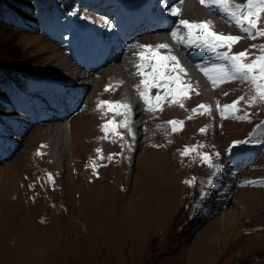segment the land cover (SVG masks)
<instances>
[{"label":"rangeland","instance_id":"obj_1","mask_svg":"<svg viewBox=\"0 0 264 264\" xmlns=\"http://www.w3.org/2000/svg\"><path fill=\"white\" fill-rule=\"evenodd\" d=\"M199 1L195 0L198 15L183 18L180 11L172 26L181 19L210 21L217 33L242 37L232 46V54L247 51L251 58L261 54L264 37L250 39L229 22L213 19ZM112 34L110 30L109 38ZM170 34L171 30L147 31L136 47L118 56L112 50L113 60L87 75L36 30L0 20L1 64L9 70L18 66L34 75L81 85L84 92L80 93L84 96L81 110L72 117L30 127L19 140L14 139L18 144L14 156L0 164V264H264V146L246 165L234 169L224 164L229 143L257 134L264 140V101L249 106L255 92L240 81L208 84L207 89L202 81L207 82L191 70L188 78L199 94L190 96L184 107H168L160 113L142 110L133 97L132 85L136 87L142 79L133 60L144 63L138 58L144 53L141 46L155 48ZM173 49L159 51L179 53ZM115 66L120 71L106 74ZM86 78L90 83L83 84ZM123 82H128L129 91L121 87ZM241 96L240 111L220 119L217 112ZM99 101L131 103L136 137L121 140L123 147L103 141L100 125L107 113L106 106L97 110ZM200 103L210 105L212 112L190 118L192 107ZM4 110L0 102V112ZM83 111L87 116L77 119ZM245 113L247 119L238 118ZM112 117L114 124L119 122L120 116ZM174 120L183 121L175 133L169 123ZM59 122H69L67 127L72 129L66 160L57 154L65 146L60 138L45 136L49 129L58 133ZM202 128L206 131L201 132ZM121 133L128 138L130 132L125 128ZM98 148L101 151L95 154ZM186 148L196 150L182 156ZM201 155L209 161L204 162ZM94 156L95 169L88 166ZM216 165L222 171L217 172ZM223 171L226 184L215 178ZM86 198L96 199L83 203ZM86 207L95 209L89 214Z\"/></svg>","mask_w":264,"mask_h":264},{"label":"snow or ice","instance_id":"obj_2","mask_svg":"<svg viewBox=\"0 0 264 264\" xmlns=\"http://www.w3.org/2000/svg\"><path fill=\"white\" fill-rule=\"evenodd\" d=\"M202 6L212 9L215 8L219 13L223 14L227 18L230 24H233L240 32L246 33L248 38L255 39L257 37H264V28L260 27L262 22V17H264V0H245L244 3H235L234 0H200ZM170 14L173 17L179 16L180 11L177 7H171ZM186 29V32L183 35L179 34L180 28ZM211 22H190L188 20L181 19L176 25V29L171 32L173 39L177 43H183L186 47H195L201 49L205 52H211L214 54V59L223 61L224 63L214 64L212 66L211 72L215 73V76L211 75L209 70H204V75L211 80L213 85H216L218 82H231V81H240L242 83L249 84L255 92V95L251 96L248 100V105L251 106L259 101H264V45L260 46V55L251 58L250 54L247 51H242L237 54H229L231 52L232 46L238 43L242 37L241 36H232L216 33L211 30ZM142 48L146 50L152 49L151 45H142ZM166 43H161L155 46L157 50L168 49ZM227 48V52H219V48ZM138 58L140 61H145L146 59L154 60L155 63L149 65L148 63L137 64L138 69L137 74L144 76V68L151 66L152 71L148 73L151 76V79H142L140 81L141 85H144L145 90L140 91V98L144 100V103L147 105L146 111H156L163 99H165L169 94L173 96L172 103H176V97L182 96L188 91V86L183 84L180 74L186 75L184 68L181 67L180 62L177 60V57L171 54L160 55L158 51H153L151 57H147L146 53H139ZM171 65V66H170ZM175 71L176 75H168V72ZM175 84L176 87H171ZM153 87H164L166 89L165 95L162 97L159 94L155 96V103L149 98L146 94L150 88ZM106 91L108 89H105ZM227 94V93H226ZM241 100H244V97L241 96L238 100L234 101L232 104H226L223 106V112L221 113L223 118H227L226 114L239 112L240 109L237 107ZM105 106L109 110L123 109L125 119L120 122L118 127L128 128L129 132L131 129L129 127L130 113L132 108L128 103L117 102L113 105L109 101H99L97 103V110H102ZM181 107L183 105L181 104ZM219 109V105L217 106ZM162 110V109H161ZM203 110V113H209L211 109L204 104L198 106V109H193V112H198ZM121 112L117 111V115H120ZM239 119H247L248 114L245 113L243 116L238 117ZM113 122L110 120L107 123L101 125V131L105 133L104 139L108 138V132L112 131L115 135V127L109 128ZM173 125L172 130L176 131V125H183V121H169ZM206 131V129H201V132ZM247 141H238L233 144V147L236 144L246 143ZM196 149L186 148L184 152L181 153L182 156H186L190 151H195ZM97 153H100L98 148ZM37 155H41L40 152H37ZM103 158V157H100ZM107 159L111 160L112 156H108ZM201 159L204 162L209 161L207 155H201ZM211 167V165H209ZM216 171L220 170V166H215ZM93 169L95 165L93 164ZM48 180L52 181V176H48ZM209 180V184H211Z\"/></svg>","mask_w":264,"mask_h":264},{"label":"bare ground","instance_id":"obj_3","mask_svg":"<svg viewBox=\"0 0 264 264\" xmlns=\"http://www.w3.org/2000/svg\"><path fill=\"white\" fill-rule=\"evenodd\" d=\"M163 2V5L164 6H166L169 10H170V7L173 5V6H175V7H177L178 9H179V11H181V16L183 17V18H191L192 16H196V15H198L199 13H200V8H199V5H197L196 4V2H195V0H172V1H170V0H166V1H163V0H157V3L158 4H161ZM180 16V15H179ZM211 17L213 18V19H216L215 18V16H213V15H211ZM179 34L180 35H183V30H181V31H179ZM115 36H116V34L114 33V34H112V37L111 38H115ZM150 37V36H149ZM148 38V37H147ZM169 40H171V39H169V38H167L166 36H163V40H160V42H157V43H166L168 46H171L172 45V47L174 48L173 50L175 51L176 50V45L174 44V42H169ZM119 43V47H120V43H121V41H119L118 42ZM112 50L114 51V52H116V54L118 55L119 54V49L118 48H116V47H113L112 48ZM145 50H143V52H144ZM129 53H131V55L132 56H134V53L132 54V52H129ZM137 56V55H136ZM135 58V57H134ZM177 58H178V60H179V62H180V65H181V67H183V65H184V63L182 62V60H181V58L179 57V56H177ZM113 60V56H111V61ZM133 64H138V62H136L135 60H133ZM185 66V65H184ZM116 68L114 69V67H113V71L111 72V69L110 70H108L107 72H106V74L107 73H110V74H112L113 72H116V71H120V69H118L117 70V66H115ZM186 67V66H185ZM122 68H123V66H122ZM184 68V67H183ZM187 68V67H186ZM124 69V68H123ZM104 70H106V69H104ZM187 70L189 71V73H192L193 71H191V70H189L188 68H187ZM87 73V75H91L90 74V70L89 71H86ZM26 73V72H25ZM116 77H118V75H116ZM121 77H123L122 75H121ZM72 78V77H71ZM102 79V78H101ZM89 78H86V81H84V82H82L83 84L84 83H88L89 81ZM81 83V82H80ZM90 83V82H89ZM202 85L203 86H205L207 89H209V85L207 84V83H205V82H203L202 81ZM81 86V85H80ZM80 86H78L77 88L79 89L80 88ZM121 87L123 88V89H127L128 91L130 90V88H129V86H128V82L127 83H122L121 84ZM133 97H134V99H135V96H134V94H133ZM126 100H129L130 99V95H127L126 97ZM133 100V99H132ZM85 112H87V111H83L82 113H79V115H78V118L77 119H81L82 120V118H83V115H85V116H87V114H85ZM93 113H96V111H94ZM130 115H131V113H130ZM69 122H66V123H63V122H59L58 123V133H55L54 131H52V130H48V131H46V133H45V136H49L50 134H54V137L55 138H60V140L64 143V149H59V151H57V154H58V156L61 158V160H66V158H64V156L65 155H67V147H68V143H69V140H70V138H71V132H72V129H70L69 127H67V126H69V125H67ZM137 125H138V122L137 121H134V127H137ZM52 127L54 126V125H51ZM50 137V136H49ZM138 139H139V132H138V134H137V139H135L134 140V142L135 141H138ZM70 144V143H69ZM228 146H231V143H229L228 144ZM224 154L225 153H223V156H224ZM245 161H247L248 159L247 158H245L244 159ZM66 163V162H65ZM241 163V162H240ZM240 163H238V164H240ZM64 164V163H63ZM231 167V166H230ZM225 172L226 171H223L220 175V177L218 178V179H221V178H223L224 179V182H225V184H226V180H225ZM227 177H229V176H227ZM218 184V182L216 183V185ZM215 185V186H216ZM95 199L96 198H86L85 200H83L82 202L84 203V202H92V201H95ZM84 206H86V205H84ZM80 208L81 209H83V205L82 206H80L79 207V209H77V210H79L80 211ZM92 209H95L94 207H86L84 210L85 211H87L89 214L91 213L89 210H92ZM93 212V211H92ZM136 214V213H135ZM75 223V222H74ZM54 224V223H53ZM44 230V229H43ZM55 230V229H54Z\"/></svg>","mask_w":264,"mask_h":264},{"label":"trees","instance_id":"obj_4","mask_svg":"<svg viewBox=\"0 0 264 264\" xmlns=\"http://www.w3.org/2000/svg\"><path fill=\"white\" fill-rule=\"evenodd\" d=\"M27 0H0V7H1V3H6L8 6H17V5H19V4H21V3H27L26 2ZM19 9V8H18ZM0 15H3V12H1L0 11ZM0 66H2V67H7V66H5V65H3V64H1L0 63ZM17 68H14L13 70H17V71H19L22 75H25V72H26V70L25 69H22V68H19L18 66H16ZM20 70H24L23 71V73L20 71ZM0 95H2V93L0 92Z\"/></svg>","mask_w":264,"mask_h":264}]
</instances>
